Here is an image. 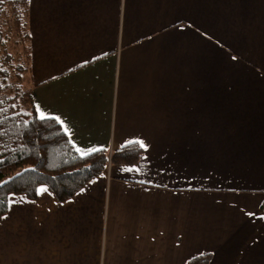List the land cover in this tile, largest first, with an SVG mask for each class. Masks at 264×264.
<instances>
[{
	"label": "crops",
	"instance_id": "crops-1",
	"mask_svg": "<svg viewBox=\"0 0 264 264\" xmlns=\"http://www.w3.org/2000/svg\"><path fill=\"white\" fill-rule=\"evenodd\" d=\"M27 10L37 117L79 155L145 147L64 201L9 195L0 264H264V0Z\"/></svg>",
	"mask_w": 264,
	"mask_h": 264
},
{
	"label": "trees",
	"instance_id": "trees-1",
	"mask_svg": "<svg viewBox=\"0 0 264 264\" xmlns=\"http://www.w3.org/2000/svg\"><path fill=\"white\" fill-rule=\"evenodd\" d=\"M28 0H0V218L9 195L34 199L38 186H46L57 201H64L106 164L133 165L142 155L137 143L79 155L59 123L37 117L32 86L24 88L29 73ZM15 31L22 52L14 62L6 40ZM18 60V61H17ZM264 210V205H262ZM210 255L189 258L184 264H208Z\"/></svg>",
	"mask_w": 264,
	"mask_h": 264
},
{
	"label": "rangeland",
	"instance_id": "rangeland-1",
	"mask_svg": "<svg viewBox=\"0 0 264 264\" xmlns=\"http://www.w3.org/2000/svg\"><path fill=\"white\" fill-rule=\"evenodd\" d=\"M17 40H18V38L15 35V31L13 29H11V32H9V34L7 36L6 48H7V51L13 56L15 63H16V59L21 54L20 52H22V47L19 44L20 42L17 43L16 42ZM20 57L21 56H19V58ZM29 71H30V64H29ZM22 85H23L24 88H27V89H29V86L32 85L30 72L23 74V83H22Z\"/></svg>",
	"mask_w": 264,
	"mask_h": 264
},
{
	"label": "snow or ice",
	"instance_id": "snow-or-ice-1",
	"mask_svg": "<svg viewBox=\"0 0 264 264\" xmlns=\"http://www.w3.org/2000/svg\"><path fill=\"white\" fill-rule=\"evenodd\" d=\"M137 143H139V145H140V147L141 148H144L145 147V145H144V143H142V142H137ZM79 150V149H78ZM43 191H46V189H44ZM15 201H13V203H14Z\"/></svg>",
	"mask_w": 264,
	"mask_h": 264
}]
</instances>
